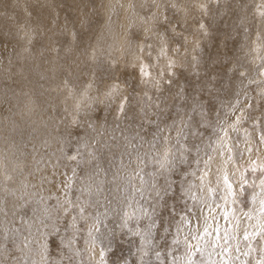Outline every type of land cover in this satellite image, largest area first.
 <instances>
[{"label": "rangeland", "instance_id": "obj_1", "mask_svg": "<svg viewBox=\"0 0 264 264\" xmlns=\"http://www.w3.org/2000/svg\"><path fill=\"white\" fill-rule=\"evenodd\" d=\"M165 44L171 51L162 54ZM200 48L202 79L205 72L217 76V91L207 97L215 105L217 96L229 98L241 88V72L253 77L260 71L256 65L264 57V0H0V264H19L12 259L18 255L10 251L13 246L5 247L17 227L35 234L50 214L45 204L64 203V173L70 177L71 171L63 150L82 136L93 140L101 128L117 129L121 144V133L151 138L154 129L135 108L118 116L120 98L151 92L154 100L161 98V109L172 106L157 117L166 122L175 108V88L164 83L170 78L167 63L175 54L180 74L186 61L181 82L187 79V86L199 91L191 58L201 55ZM141 64L151 69L147 79L136 74ZM262 114L264 100L254 103L250 120ZM253 149V157L264 164V145L255 141ZM247 166V157L231 165L210 162V186L221 190L212 199L223 193L216 177L229 175L236 185L232 207L242 212L253 207L240 184ZM180 172L178 164L175 175ZM80 183L88 184L78 181L74 187ZM208 184L205 175L204 186ZM114 238L120 247L112 264H121L120 257L138 264L136 242L121 238L118 230ZM32 258L39 264L38 251Z\"/></svg>", "mask_w": 264, "mask_h": 264}, {"label": "snow or ice", "instance_id": "obj_2", "mask_svg": "<svg viewBox=\"0 0 264 264\" xmlns=\"http://www.w3.org/2000/svg\"><path fill=\"white\" fill-rule=\"evenodd\" d=\"M161 26L167 31L166 24ZM170 51L171 45L165 44L162 54ZM199 52L200 56L191 58V75L199 91L195 85L187 86V79L181 82L186 61L180 74L175 54L167 63L170 78L164 83L175 88V108L166 122L157 117L172 106L161 109V98L154 100L151 92L120 98L118 116L126 117L135 108L154 129L151 138L139 132L121 133L125 141L121 144L117 129L101 128L93 140L85 135L63 150L69 161L65 167L71 171L70 177L64 173V203L45 204L50 214L35 234L15 229V236L5 244L18 254L12 259L36 264L32 257L38 251L39 264H112L120 247L114 238L118 230L121 238L136 242L138 264H152L150 256L156 264H264V164L252 155L255 141L264 145V114L250 120L254 103L264 100V79L260 78L264 77V57L256 65L258 75L241 72L245 78L241 88L229 98L217 96L219 103L212 105L207 97L217 91V76L205 72L202 79L203 49ZM136 74L147 79L151 69L141 64ZM239 157H247L250 164L240 181L244 198L253 205L246 212L232 207L235 200L230 197L236 185L229 175L216 177L223 185L217 200L212 196L221 190L210 186V162L219 159L231 165ZM178 164L179 176L175 175ZM84 180L87 185L74 187ZM120 262L128 264L125 257Z\"/></svg>", "mask_w": 264, "mask_h": 264}, {"label": "bare ground", "instance_id": "obj_3", "mask_svg": "<svg viewBox=\"0 0 264 264\" xmlns=\"http://www.w3.org/2000/svg\"><path fill=\"white\" fill-rule=\"evenodd\" d=\"M100 2V1H99ZM106 2V1H105ZM104 3V2H103ZM127 4V3H126ZM136 5H137V3H136ZM74 7V6H73ZM78 9V8H77ZM98 9V8H97ZM79 11V10H78ZM84 13V12H83ZM76 15V14H75ZM111 15H112V13H111ZM113 19V18H112ZM108 20V19H107ZM106 20V21H107ZM129 22V21H128ZM239 23V22H238ZM116 24V23H115ZM114 24V25H115ZM258 27V26H257ZM259 28V27H258ZM153 30V29H152ZM119 34V33H118ZM165 38V37H164ZM161 39V38H160ZM153 40V39H152ZM129 41V40H128ZM146 41H148V40H146ZM99 42V41H98ZM117 43H119V42H117ZM116 44V43H115ZM112 45V44H111ZM159 45V44H158ZM104 46V45H103ZM107 46V45H106ZM135 46V45H134ZM145 46V45H144ZM110 47V46H109ZM111 49V48H110ZM137 49V48H136ZM143 52H145V51H143ZM108 53V52H107ZM115 54V53H114ZM117 54V53H116ZM146 65V64H145ZM135 70V69H134ZM207 70V69H206ZM228 70H230V69H228ZM210 71V70H209ZM218 71V70H217ZM216 71V72H217ZM222 71V70H221ZM224 72V71H223ZM225 73V72H224ZM219 74V73H218ZM227 76V75H226ZM222 77V76H221ZM221 77H219V78H221ZM219 83V82H218ZM219 85V84H218ZM2 135V134H1Z\"/></svg>", "mask_w": 264, "mask_h": 264}]
</instances>
